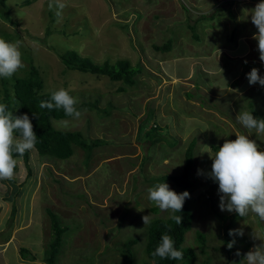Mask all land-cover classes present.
Segmentation results:
<instances>
[{
    "label": "rangeland",
    "instance_id": "1",
    "mask_svg": "<svg viewBox=\"0 0 264 264\" xmlns=\"http://www.w3.org/2000/svg\"><path fill=\"white\" fill-rule=\"evenodd\" d=\"M63 2L66 7L57 17L50 0H9L12 22L0 14V30L18 34L21 52L40 69L45 92L70 89L79 98L78 107L99 100L97 109L84 108L80 120H55L53 125L101 143L89 159L78 148L65 161L41 157L33 149L28 169L18 158L14 178L0 180V264H44L55 235L53 217L67 229L58 264H125L122 250L132 239L138 240L135 262L144 264L149 224L143 216L173 215L148 199V189L162 177L182 174L193 141L192 187L183 190L165 182L177 193H190L194 220L184 246L196 253L194 264H241L254 245L264 243L252 238L254 230L264 235V221L253 214L237 219L231 230L242 229L244 235L229 238L243 244L226 252L229 221L215 214L236 213L220 210L219 186L209 177L213 161L203 151L204 145L211 146L214 156L225 140L247 134L236 121L240 111H252V105L264 115V87L247 79L253 67L264 77L249 15L260 0ZM190 26L196 27L198 41ZM170 40L169 52L156 49ZM70 50L97 65L127 61L142 72L134 76L133 86L92 73L64 75L59 55ZM23 62L21 76L27 69ZM120 87L125 88L119 92ZM153 126L160 127L155 144L147 136ZM250 139L264 150V136L253 133ZM197 231L206 235L203 247ZM22 248L27 249L24 255Z\"/></svg>",
    "mask_w": 264,
    "mask_h": 264
},
{
    "label": "clouds",
    "instance_id": "2",
    "mask_svg": "<svg viewBox=\"0 0 264 264\" xmlns=\"http://www.w3.org/2000/svg\"><path fill=\"white\" fill-rule=\"evenodd\" d=\"M53 6L56 8L57 17H60L66 7L65 3L63 0H50L49 9ZM249 15L251 23L257 29L252 38L258 42L259 59L264 62V0H260L250 10ZM22 43L21 40L9 42L0 37V78L10 79L25 68L20 50ZM247 79L250 85L258 83L264 87V77L260 75L258 68L253 67L247 73ZM78 104L79 98L71 95L70 89L61 87L52 90L50 99L40 101L39 107L62 109L65 116L78 121L86 112V109H78ZM33 115L36 116L34 113ZM236 121L247 130V134L237 133L235 140H225L214 156L211 153L212 147L204 145L206 150L203 152L209 153L213 161L209 177L218 183L221 211L235 212L240 217L253 214L260 221H264V150H261V145L256 140L250 139L253 133L257 137L264 136V118H257L252 111L245 110L239 112ZM64 124L67 125L68 121H64ZM36 143L37 135L29 115H14L7 103L0 102V180L14 178L18 158H23L26 152L33 150ZM188 198V191L177 193L165 182L157 183L148 189V199L154 202L161 212L181 213ZM142 219L146 226L153 217L152 214L145 215ZM170 219L182 224L183 217L171 215ZM229 235L243 236L244 232L242 229H233L229 231ZM252 238L264 241V235L256 230L253 231ZM235 242H229L228 248L231 249ZM236 254L240 255V252ZM152 256L182 260L183 252L175 247L171 236L164 234ZM241 264H264V243L254 245L245 254Z\"/></svg>",
    "mask_w": 264,
    "mask_h": 264
},
{
    "label": "trees",
    "instance_id": "3",
    "mask_svg": "<svg viewBox=\"0 0 264 264\" xmlns=\"http://www.w3.org/2000/svg\"><path fill=\"white\" fill-rule=\"evenodd\" d=\"M8 1L9 0H0V14L5 21L12 22L11 9L7 5ZM25 4L28 6L31 5L32 2L27 1ZM229 12L231 13L232 11L229 10ZM229 17L231 19L235 18V16L230 14ZM214 18H216L215 15L211 19ZM203 19L207 18L205 17ZM190 29L193 32L194 39L198 41L199 36L196 33V27L190 26ZM0 37H4L9 42H14L19 38L17 33H10L6 30H0ZM48 38L49 37H47V40ZM172 44L173 42L172 40H170L164 46H159L156 49L161 52H169L172 49ZM22 54H24L22 55V58H25L27 60V69H24V75L22 76L15 74L10 79L0 78V102L7 103L9 106V110H12L14 115H22L25 113L29 115L34 125V131L37 135V143L34 149L41 157L61 161L69 160L75 155L76 148H78L82 149L85 154L88 155L89 159L90 156H92V152L94 151V149L100 146L101 141L93 140L91 143H89L86 138L83 137V135L79 132L60 131L54 127L53 121L67 120L71 118L65 116L62 109L50 110L47 108L39 107L40 101H47L50 99V93L44 91L45 82L42 78L40 69L34 64L31 55L24 52ZM59 58L64 65V75L72 71L92 73L93 75L108 77L111 81L122 82L123 84L128 86L135 85L136 80H134V76H136L137 73L142 72L140 66H138V69H135L127 61H118L113 65L109 64L108 62L103 65H97L88 57H82L78 52L74 50H70L64 54L59 55ZM124 88L125 87H120L118 89L119 92H121V90ZM70 94L74 96L72 92H70ZM98 104L99 100L96 99L95 103L91 101L90 103H83L81 106L77 107L81 110L84 108L97 109ZM252 107L253 106L251 105V110L255 117L264 118L263 114H260V112L254 110ZM33 113L37 117L34 116ZM105 113L106 112H104V114ZM159 129L160 127L153 126L151 132L147 133V136L152 139V141H150L154 144L158 141L157 132L159 131ZM195 145L196 143L195 141H193L186 152L185 166L181 175L162 177L160 180L158 179L151 187L155 186L157 183L173 181L176 186L182 188L183 190H188L189 188H191L192 183L189 181V177L191 176L194 166L193 151ZM215 149L218 151V147H215ZM22 159L24 164L29 169L30 153L26 152ZM17 169L18 164L15 172L17 171ZM153 211L156 213L158 209H154ZM13 212L15 213L16 211ZM173 215L182 216V224H177L170 218H155L152 219L149 223L146 234L147 244L145 247L147 261L144 262V264H194L196 262L195 260L197 259V256L194 250L184 246L186 242V236L193 228L194 220V215L191 212L189 201L186 199L181 213L177 212L173 213ZM215 215L221 220L229 221V224L226 226L225 232V244L228 245V243L232 241L229 238V231L235 225L237 219H239L240 216L237 213L232 216H225L223 214ZM51 224L55 231V235L51 234V239L48 242V250L46 251V260L44 264H58L59 253L63 245V235L67 230L61 227L60 223L55 219V217H53ZM164 234H168L169 236H171L174 241L175 247L183 252L182 260H173L171 258L162 259L158 256H152V252L160 244L161 238ZM197 238L201 246H205L206 235L200 231H197ZM137 242L138 240L132 239L130 241L128 240L125 243V249L122 250V255L125 256V264H136L133 245L137 244ZM239 244H243V242H235L234 246L231 249L228 248L226 252L230 254L232 250ZM26 252V248L21 249V253L23 255ZM242 257L243 256H241L238 261L241 260ZM34 258L35 257L33 256L32 259Z\"/></svg>",
    "mask_w": 264,
    "mask_h": 264
}]
</instances>
